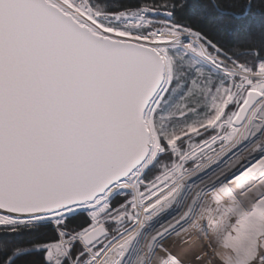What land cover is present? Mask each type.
<instances>
[{"label": "snow or ice", "instance_id": "snow-or-ice-1", "mask_svg": "<svg viewBox=\"0 0 264 264\" xmlns=\"http://www.w3.org/2000/svg\"><path fill=\"white\" fill-rule=\"evenodd\" d=\"M254 6L0 0V264H264Z\"/></svg>", "mask_w": 264, "mask_h": 264}, {"label": "trees", "instance_id": "trees-1", "mask_svg": "<svg viewBox=\"0 0 264 264\" xmlns=\"http://www.w3.org/2000/svg\"><path fill=\"white\" fill-rule=\"evenodd\" d=\"M264 11V8L260 7V6H254L253 8V13L254 14H258L260 12ZM257 20H259V15L256 16ZM77 223H79V221H77Z\"/></svg>", "mask_w": 264, "mask_h": 264}, {"label": "rangeland", "instance_id": "rangeland-1", "mask_svg": "<svg viewBox=\"0 0 264 264\" xmlns=\"http://www.w3.org/2000/svg\"><path fill=\"white\" fill-rule=\"evenodd\" d=\"M195 240H196V237L194 236L193 241H195ZM202 243L207 246L209 242H208V240H203ZM208 251L212 252L211 247H208Z\"/></svg>", "mask_w": 264, "mask_h": 264}, {"label": "bare ground", "instance_id": "bare-ground-1", "mask_svg": "<svg viewBox=\"0 0 264 264\" xmlns=\"http://www.w3.org/2000/svg\"><path fill=\"white\" fill-rule=\"evenodd\" d=\"M208 253H209V256H211V255H212V252H209V251H208Z\"/></svg>", "mask_w": 264, "mask_h": 264}]
</instances>
